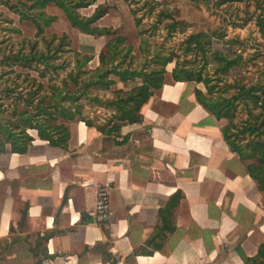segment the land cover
<instances>
[{
	"label": "crops",
	"instance_id": "0c3cea01",
	"mask_svg": "<svg viewBox=\"0 0 264 264\" xmlns=\"http://www.w3.org/2000/svg\"><path fill=\"white\" fill-rule=\"evenodd\" d=\"M171 73L139 122L100 129L76 117L64 146L31 129L26 151L0 152V264H243L240 249L257 253L264 192L224 139L226 121L198 101L205 85ZM103 188L106 225L95 221Z\"/></svg>",
	"mask_w": 264,
	"mask_h": 264
},
{
	"label": "rangeland",
	"instance_id": "374dc122",
	"mask_svg": "<svg viewBox=\"0 0 264 264\" xmlns=\"http://www.w3.org/2000/svg\"><path fill=\"white\" fill-rule=\"evenodd\" d=\"M98 4H108L110 11L96 24L110 28L112 35L97 37L85 34L70 24L59 7L50 4L45 9L46 13L57 16V20L38 36L30 18L21 20L18 14L0 6L3 15L11 19L5 21L0 17V49L11 54L10 65L3 68L6 71L0 79L1 91L6 85L11 87L5 98V107L9 111L14 108L11 96L20 91L33 95L28 91L35 90L39 81L43 83L42 90L46 94L52 91L51 85L63 86L66 82L68 89L75 92L76 105L81 109L82 117L99 125L108 123L115 113L114 105H108V101L118 96L116 91L119 87L124 86L129 91L136 82L122 84L117 76L111 74L110 78L115 83L108 90L90 87L89 92L82 93L78 87L79 82L100 65V51L117 36L125 37L126 41L118 45V54L115 61L109 63V68H146L149 71L162 67L154 62L155 58L170 57L173 61L166 66L168 70L178 62L180 68L201 71L202 76L208 78L212 90L209 98L212 100L230 98L241 85H264V29L258 24L261 21L264 26V0H97L96 4L81 8V14L86 17L92 15ZM197 33L205 35L199 45L190 39ZM34 49L51 56L46 62H29L35 65L32 69L21 66L12 56L19 51L29 53ZM79 57H89L90 60L82 67ZM220 59H237V62L227 72H221ZM2 67L0 64V73ZM71 73L73 78L80 74L78 83L70 79ZM167 76V80H171V74ZM256 93L259 95L257 103L240 97L234 111L232 131L242 144L264 141V125L259 132L241 133L247 120L253 121L256 127L264 121V114L259 117L264 113V92L257 90ZM19 108L27 109L23 103ZM3 117L8 115L0 114V120ZM58 121L64 123L65 120ZM225 121L227 124L228 120ZM248 163H255V159L249 158Z\"/></svg>",
	"mask_w": 264,
	"mask_h": 264
},
{
	"label": "trees",
	"instance_id": "16d2710c",
	"mask_svg": "<svg viewBox=\"0 0 264 264\" xmlns=\"http://www.w3.org/2000/svg\"><path fill=\"white\" fill-rule=\"evenodd\" d=\"M97 0H0V6L7 7L11 12L18 14L20 19H27L33 22L36 27L37 35H42L47 26L52 25L56 20L57 16L48 15L46 13V7L50 4L59 7L65 14L67 20L73 27H76L85 34L103 36L112 35L110 28L99 27L96 23L106 16L109 11L108 4H98L93 14L90 16H83L80 12L81 8H87L96 4ZM0 17L3 20L11 21L7 16H4L0 11ZM259 26L264 29L261 25V21L258 23ZM14 30L20 32V29L15 28ZM205 35L197 33L191 35V41L196 44L201 43V38ZM126 39L123 36H117L114 39H110L106 44V48L100 53V65L94 70L90 71V75L79 82L78 90L82 93L89 92L90 87L99 89H110L115 83L110 78L111 74L117 76L122 82H128L137 78L142 80V84L132 87L129 91L119 89L115 98L108 101V105H114L115 115L105 125H99L92 122L90 119L84 118L81 115V109L76 105L75 92L68 89L67 83L63 86L51 85L52 91H48L49 94L44 93L42 82H38L37 88L31 92L33 95L23 94L22 91L17 93L14 97L11 96L13 101V110L9 111L5 107V98L7 93L11 90V87L5 86L4 89L0 90V114L8 115L0 120V152L6 149L7 145H10L11 150L16 153H22L26 151L28 146L34 141L33 136L29 133L31 129L38 131V136L47 140L51 144L64 146L69 138V131L64 123H60L58 120H72L76 117L83 119L88 125H96L102 129L104 126L112 124L113 128L119 129L123 123H134L142 120L140 113L141 107L146 103L149 98L154 94L156 89H159L165 82L167 68L166 66L173 61L170 57H160L154 59V62L159 63L161 68H151L149 71L146 68H123L119 69L117 66L108 67L115 61L116 55L118 54V45H123ZM129 51V50H128ZM2 52V60L0 64H3L2 71L0 73V79H2L5 73V66L10 65L11 54ZM15 58V62H20L21 66L34 68L35 65H31V61H44L48 60L51 55L45 53H38L37 51L31 50L29 53L18 52L12 55ZM78 56H80L78 54ZM221 56V55H220ZM79 62L82 67L90 60L89 57H84ZM220 59V70L221 72H227L230 67L235 65L237 59ZM28 61V62H27ZM14 65V63L12 64ZM4 70V71H3ZM12 70V69H10ZM41 74V70L37 69ZM16 71H12L15 73ZM89 72V71H83ZM78 73L73 78L72 73L70 79L78 83ZM172 78L175 81H196L201 82L205 85L206 91L196 89V96L200 104L212 113L217 119H227L228 123L222 128L223 136L228 143L230 149L237 153L240 159L244 162L248 159H255V163H248L247 171L250 177H252L258 188L264 192V141H255L251 144H242L237 141L238 135L232 131V123L234 120V111L239 104V98L252 99L253 102L257 103L259 95L257 90L264 92V85H241L236 94L231 95L230 98H220L218 100H212L209 98L211 93V85L209 84L208 78L202 76L201 71L189 70L180 68L177 62L172 69ZM2 84V82H1ZM4 84V83H3ZM43 91V94L40 93ZM24 104L27 109H21L19 106ZM262 108L264 109V100L262 101ZM261 113L259 115L262 116ZM258 119V118H257ZM58 121L59 123H56ZM264 125V121L256 127L253 125V121L247 120V123L242 127L241 133L249 131L250 134L259 132L260 127ZM248 149L250 150L248 152ZM182 198V193H177L170 199L167 207L161 210V216L167 223L171 220L173 211L179 204ZM166 228L173 230V228L166 225ZM241 255L243 256V264H264V243H262L257 253L254 256H247L240 249Z\"/></svg>",
	"mask_w": 264,
	"mask_h": 264
},
{
	"label": "built area",
	"instance_id": "2783aa9c",
	"mask_svg": "<svg viewBox=\"0 0 264 264\" xmlns=\"http://www.w3.org/2000/svg\"><path fill=\"white\" fill-rule=\"evenodd\" d=\"M111 199L107 188H103L98 193L96 205L95 221L100 225H106L111 217Z\"/></svg>",
	"mask_w": 264,
	"mask_h": 264
}]
</instances>
